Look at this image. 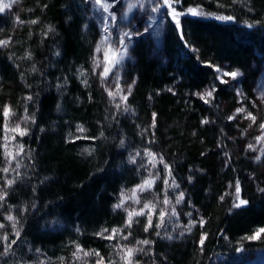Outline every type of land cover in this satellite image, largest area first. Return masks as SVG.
<instances>
[{
    "label": "trees",
    "instance_id": "obj_1",
    "mask_svg": "<svg viewBox=\"0 0 264 264\" xmlns=\"http://www.w3.org/2000/svg\"><path fill=\"white\" fill-rule=\"evenodd\" d=\"M83 1L22 0L13 17L0 16L3 39L12 38L8 47L0 48V110L5 104L11 106L16 115L9 126L20 123L28 130L8 145L23 144L17 158L21 177L8 190L0 210L7 214L12 206L11 214L19 216L20 238L8 255H0V264H19L20 256H26L31 247L39 249L36 258L49 263L66 260L76 245L85 252H99L104 264H109L119 257L116 246L129 247L141 240L151 242L142 252L147 264H224L239 254L238 249L246 253L260 248L247 237L264 228V192L260 191L264 168L255 165L256 152L247 150L254 135L245 134L246 123L228 119L238 97L216 81L213 67L227 63L239 70L244 78L239 93L250 96L248 80L256 77L251 58L255 53L264 55V0H181L179 10L199 5L205 15L235 19L220 21L209 15L195 19L188 14L179 29L170 23L154 42L134 40L123 70H118L125 83L120 87L132 85L128 111L120 99L110 100L105 87L102 92L93 73L97 36L85 22ZM17 16L38 23L17 24L13 20ZM4 20L10 23L5 25ZM48 26L54 31L45 37ZM186 34L190 42L200 45L201 54L192 52ZM29 51L32 59H23ZM110 77L108 88L114 90L115 77ZM84 79L87 84L81 82ZM212 88L210 103L197 97L196 93ZM28 96L33 99L26 100ZM25 109L34 116V123L18 119ZM78 125L86 131L77 132ZM0 132L1 137L2 112ZM146 150L163 156L171 166L170 179L179 185L174 191L184 193V206L195 216V223L183 221L174 241L153 238L155 226L144 236L142 223L130 230L127 240L122 239L125 235L116 241L106 239L99 233L126 227L127 210L114 208L121 193L127 195L149 178V172H158L160 178L143 199L154 204L164 199L167 172L160 163L151 168ZM133 156L135 163L130 162ZM4 163L0 147V168ZM9 175L15 177V173ZM237 181L240 198L248 201L239 208L233 207L238 203ZM162 207L161 202L158 212ZM201 234L206 235L203 247Z\"/></svg>",
    "mask_w": 264,
    "mask_h": 264
},
{
    "label": "rangeland",
    "instance_id": "obj_2",
    "mask_svg": "<svg viewBox=\"0 0 264 264\" xmlns=\"http://www.w3.org/2000/svg\"><path fill=\"white\" fill-rule=\"evenodd\" d=\"M106 2H108L111 7L109 9V13H103L102 10H98L97 6L94 5V3L91 2V0H89V2H85V0L82 3V8L86 14L85 17V22L87 23V27L89 28H94V30L96 31V41H95V48L97 45V42H99L103 36H107L108 37V44H111L113 47L115 48H120L121 51H124L125 48L127 49L126 55L123 59V61L121 62V64L118 66V70H123V66L127 61L128 58V52H129V48L131 46V44L133 43L134 40H148V41H153L157 40L156 38L160 35L163 34L167 29H169V24L172 23V25L176 26V21H174L171 16L167 15V8L165 7H159L158 10L156 12H152V8L154 6L157 5H162V0H106ZM22 3V0H19L18 3L14 4L11 11H6L5 13L0 14V16H2L1 18H3L5 15L8 17L5 18H9V17H13V15L16 13L15 10L18 9L19 5ZM129 5H132L131 8H129ZM178 11H180L177 8ZM114 14L116 16V20L115 22H113L109 16V14ZM105 16H109V19L107 21V28H108V32H104L103 29L105 27V22L103 20V17ZM187 17V15H183L181 17H179V21L182 22V19ZM191 18H195V19H200V18H205L208 19L210 18L207 15H203V16H191ZM14 21H16V18L13 19ZM3 21V19L1 20V22ZM5 22L3 24L7 25L10 23V20H4ZM148 28L147 31H145V28ZM186 29V27H184ZM129 33L130 35L128 37H124V33ZM139 33V34H137ZM123 38L125 40V44L123 46H121L120 44V39ZM186 40H188L189 44H191V48H192V52H194L196 55L201 54V49H200V45L197 44V42H193V41H189V38L186 34ZM0 39H3L2 34L0 33ZM155 44V43H154ZM5 48V47H3ZM156 48V45H155ZM96 57L103 61V52L101 53H95ZM254 57L251 58V66L252 68L256 69L254 72L252 71V73H256V77L250 78L248 80V93L250 94V96L248 98L246 97H242V95H237V93L240 90L241 84L244 81V78L241 75V72L239 70H236L234 68H230V66L227 63H221L218 64L216 66L213 67V70L215 72V77H216V81H218L221 85L230 87L231 89H233L236 92V95L238 97L237 99V107H244L246 109L247 112H251L254 116L257 117V122L255 124H252V121L249 119H245L244 118V114H235V111L233 110V115H236V119H240L243 122L246 123V130H245V134L246 135H254V137L251 139V143L255 144L257 151L256 154L257 155H261L262 159L261 161H256L255 165H257L258 167H262L264 168V153H261L259 151V149L261 147H264V141H262L261 143H256L255 137H257L258 135L261 134V130L259 129V123L260 122H264V103L261 102L260 97L262 95H264V55L257 57V53L253 54ZM257 57V58H256ZM94 67V65H93ZM219 68L221 69L220 72H217L216 69ZM96 73H99L100 71H102V68H96ZM238 71L240 73V75L235 79L232 80L230 77H224L222 74L223 72H235ZM99 77V84L101 87V90L103 92L104 87L108 88V85L111 84V77H109V79L107 81H102L100 76L98 74H96ZM224 80H228V83H221V79ZM131 80V79H130ZM132 82L130 81V84ZM120 84H125L124 83V79L120 78ZM127 86V84H126ZM132 86V85H131ZM128 87V86H127ZM112 89V88H111ZM198 97V96H197ZM120 99L118 96L116 97L115 100ZM200 99V98H199ZM214 97H211L210 100L213 101ZM201 100V99H200ZM203 101V100H202ZM204 102V101H203ZM255 105V106H253ZM11 120V119H10ZM261 120V121H260ZM16 120H13L12 123H16ZM233 122H236L235 119L233 120ZM252 124L251 127H249V125ZM15 125V124H14ZM13 125V126H14ZM22 127V125H21ZM2 132V131H1ZM0 132V135H1ZM5 135V132L2 134V136L0 137V145H2L4 143L3 137ZM9 135H12V133H9ZM247 138V136H244V141ZM243 141V142H244ZM12 142V141H11ZM244 147V146H243ZM1 149L4 151V149L1 147ZM9 150H13L14 148L10 147ZM4 157V156H3ZM4 167L6 166V163L3 164ZM11 174V172L9 173ZM9 174H4L1 172V177L7 175L8 178L11 177V175ZM3 181H0V184H2ZM170 189L167 190V192L169 193V200L172 201V203L166 207V210L168 212V215L165 216V224L163 227L161 228H155V237H159V238H164L169 241H174L175 240V232H177V230L180 228L181 224L183 223V221H193L194 220V215L190 214L188 212V209L184 206V200L181 201L180 204H176L175 203V198L176 196L180 193H175L174 191V187H169ZM151 190H145L143 192H139L137 193L138 197L140 198V203H134L132 200H127L124 207H122L123 209H127V210H132V209H136L139 210L140 208L143 207L144 203H148V200H144L143 196L146 194H150ZM127 195H131V192H129ZM152 201V200H150ZM161 200L157 199L156 201V205L159 208V205L161 204ZM158 208L152 210L151 214H152V221H153V226H155L156 223H158ZM163 208V207H162ZM175 208L176 210V215L172 216L171 215V211L172 209ZM161 209H159L160 211ZM145 212H149L148 209H145ZM16 213V212H15ZM6 215L5 212H3L2 210H0V222L2 223H7L8 224V228L6 227L3 230H0V235H3V233L6 231L9 233V239H14L15 236L11 235L12 229L9 225V222L5 221L3 219V216ZM13 215V214H12ZM17 218V221H19V216L17 215H13ZM128 218V217H127ZM126 218V221H127ZM145 220V222H144ZM147 220L148 217L147 215L144 216H138V217H134L133 219V223L132 226L130 228L125 227V228H120V235L114 237L111 240H118L119 237H121V235H125L127 237H129L130 235L128 234L130 232V230L137 226L139 224H143L142 232L144 233V236L147 237V235H145V233L147 234V232L144 230L145 226L147 224ZM193 225V224H192ZM18 228H19V222H18ZM183 228V226H182ZM181 228V229H182ZM150 229V228H149ZM107 233H111V231L107 232ZM128 235H127V234ZM157 233H159V235H157ZM124 237V236H122ZM169 237H171V239H169ZM179 238V237H178ZM123 239V238H122ZM127 240V239H125ZM251 240L253 242H256L257 244H259L258 246L261 248H255L252 247L250 248L248 251L242 252L244 250H240L238 249L239 254L234 257V259L230 260L229 262L225 261L223 262L224 264H264V234H261V238H257V239H248ZM167 242V241H165ZM144 248L145 245H141V244H137V242L133 243L132 245H130L129 247H120V246H116L117 251L120 253L119 257L117 259V261H110L111 264H125L124 260L121 258L122 253H121V248ZM0 250L1 252L3 251V244H0ZM76 251V246H74V248L71 250L69 257H67L66 260H61L60 261H55V260H51L49 263L48 260H44V259H40V258H36L37 254L39 252H37V249H34L31 247V249L29 250V252L26 254V256H20V263L19 264H96V260L98 259L95 255H91L88 257H83L82 253L81 255V259L77 260L73 257V253ZM36 252V253H35ZM143 251H138L134 254L133 256V264H147V262L145 260L144 255L142 254ZM35 253V254H34ZM30 255H34L33 258H30ZM65 261V263H64ZM56 262V263H55ZM2 264H7L5 262L2 261ZM16 264V263H13ZM221 264V263H220Z\"/></svg>",
    "mask_w": 264,
    "mask_h": 264
},
{
    "label": "snow or ice",
    "instance_id": "obj_3",
    "mask_svg": "<svg viewBox=\"0 0 264 264\" xmlns=\"http://www.w3.org/2000/svg\"><path fill=\"white\" fill-rule=\"evenodd\" d=\"M19 0H0V14L5 13L6 11H11L12 7L14 4L18 3ZM85 2H89V0H85ZM92 3H94L95 6H97L98 10H102L103 13H109V9L111 7V5L106 2V0H91ZM237 0H233V3H236ZM181 3V0H162V5H157L154 6L151 10L152 12H156L158 10L159 7H165L167 8V15L171 16V18L176 21V26L179 29L180 28V21H179V17L183 16V15H188L191 14L192 16H203L205 15V13L203 12L202 8H200L199 5L195 6V7H189L187 8L186 11L184 10H177V6ZM220 7H223V4L219 5ZM44 7H47V5H45ZM132 5H129V8H131ZM248 11L251 12L253 11V9L251 7L248 8ZM207 15L209 16H214L215 19L220 20V21H232L235 19L234 16L231 15H223V14H213V13H208ZM111 20L113 22H115L116 20V16L114 14H109ZM109 16H105L103 17V20L105 22V27L103 29L104 32H108V28H107V21L109 19ZM17 24H25V23H30V24H37L38 20H30V21H24L22 19H20L19 16L16 17V21ZM248 27H252V24H248ZM148 28H145V31H147ZM54 29L52 28V26H48L47 31L43 33V35L45 37H47L48 33L53 32ZM139 34V33H137ZM124 37H128L130 34L129 33H124L123 34ZM108 41V37L107 36H103L102 39L97 42L96 48H95V53H101L103 52V61L99 60L96 55H93V73L94 74H98L101 78L102 81H107L109 79L110 76H114L115 77V85H114V90L111 88H106L105 91L108 93V96L110 98V100H115L116 97L119 95L120 100L123 102L124 104V111H128L127 108V96L131 93V85H128V87L126 89H123L120 87V77L118 74V66L121 64V62L123 61L127 49L125 48L124 51H121L120 48H115L113 47L111 44L107 43ZM12 43V38L8 37L7 39H0V48L3 47H8L10 44ZM120 44L121 46H123L125 44V40L123 38L120 39ZM60 53L57 52L56 55H59ZM23 59L25 60H31L32 59V53L26 52L25 56L23 57ZM17 67H19V65H17ZM96 68H102V71H100L99 73H96ZM31 71L35 72L36 71V67L35 64L32 65ZM217 72H220L221 69L217 68L216 69ZM85 75L84 71L81 70L80 71V76L83 77ZM224 77H230L232 80H235L240 73L238 71L235 72H223L222 74ZM24 73L21 72V78H23ZM221 79V83H228V80H224L222 78ZM84 84H87V80L84 79L81 81ZM134 83V82H133ZM57 87H60V85H57ZM169 91H171V89H169ZM215 89H209L205 92H201V93H196V95L203 100L205 103H210V98L213 97V93H214ZM124 93V94H121ZM237 95H242V93H237ZM28 101H31L33 98L31 96H28L25 98ZM261 102L264 103V95H262L260 97ZM255 106V105H253ZM59 107V105L57 106ZM115 107L117 109L121 108V104L117 103L115 104ZM0 112H2L3 118H4V132L5 135L3 137L4 143L2 145H0V147H2L4 149L3 151V156L5 159V163L6 166L3 168H0V172L4 173V174H9L10 172L15 173V177L14 178H8L7 175L0 177V180L3 181L2 184H0V208L4 207V204L6 202V198L8 196V190L12 188V186L17 182L18 179H20L21 177V173L18 171V169L20 168V163L17 160V158L23 153L24 148H23V144H16L14 146V151L13 150H9V143L11 141H14L16 139V136H25L28 134V130L27 128H22L20 123H16L14 126L10 127L9 126V121L11 119V117L15 116V112L12 110L11 106L5 104L2 107V110H0ZM25 115L23 117H19L18 119H22L24 121H31V122H35L34 121V116L27 114V109H25ZM235 114H244V118L245 119H249L252 121V124H255L257 122V117L254 116L251 112H247L246 109L244 107H238L235 109ZM232 115L229 116L228 119L234 120L236 119V115ZM153 118H152V124L151 127H155L156 126V113L152 114ZM202 123H208L209 121L207 120H202ZM252 124L249 125V127L252 126ZM259 129L261 130V134L258 135L257 137H255L256 143H261L262 141H264V122H260L259 123ZM86 130L83 128L82 125H78L77 126V132L80 133H84ZM9 133H12L13 135H9ZM102 135V134H101ZM77 138H81V137H77ZM124 141H121V145H123ZM247 150L250 151H257L255 144L249 143L247 145ZM85 152H88L90 154V150L85 148L84 149ZM259 151L261 153H264V147H261L259 149ZM140 153H136V156H139ZM145 155L149 158L148 160V164L151 166V168H156L157 163L163 164L164 169L167 172V176L168 178H165L163 180V183L165 185V195H164V199L162 201V204L164 206H168L172 203L171 200H169L168 195H167V188L168 187H174V188H178L179 185L176 184L175 179H170L172 177V168L169 164L165 163L163 156H158L157 154L153 153L150 150H146L145 151ZM225 155H227V153H225ZM254 159L256 161H261L262 157L261 155H256L254 157ZM13 162H15V166L13 167ZM130 162L135 163L136 162V157H130ZM145 165H142V167H144ZM160 178L159 177V173H152L149 172V178L145 179L142 181V183L140 185H137L135 188H133L131 190V195H126L125 193H121V199L120 202L114 205V208L116 209H120L122 207H124L125 203L127 200H132L134 203H140V198L138 197L137 193L139 192H143L145 190H150L152 188V186L155 184L156 179ZM191 177H189V181L191 182ZM240 191H241V187H240V183L239 181H237L235 183V194H236V199L238 200V203L234 204L233 207L235 208H239L242 207L244 205H246L248 203V201L241 199L240 198ZM260 191L264 192V189H260ZM221 199H223V197H221ZM184 200V193L180 192L176 198H175V203L176 204H180L181 201ZM157 205L152 203L151 201H149L148 203H144L143 207L140 208L139 210L136 209H132V210H127V221H126V227L130 228L132 226L133 223V219L134 217H138V216H144L147 215L148 220H147V224L145 226V231L147 232L149 228L153 227V221H152V210L156 209ZM145 209H148L149 212H145ZM12 206H8L7 209V214L3 216V219L7 222H9V225L12 229L11 235L15 236L16 239H9V233L8 232H4L3 235H0V244H3V252L0 253V255H8L9 252L11 251L13 245H15L17 243V241L20 238V229L18 228V221L17 218L15 216H13L12 214ZM176 210L175 208L172 209L171 211V215L175 216ZM168 215V212L165 208H162L159 213H158V223L155 224L156 228H161L164 226L165 224V216ZM195 221L190 222V224H194ZM199 223L201 225H203V220L199 221ZM188 227V230L191 231V226L188 225L186 226ZM6 228V225L2 222H0V230H3ZM108 230L105 229L102 233H99V235L103 236L106 239H113L116 236L120 235V229H112L111 233L109 235H104V233H107ZM131 233H129L130 235ZM261 234H264V228H260L258 229L255 233H253L252 236L247 237V239H257V238H261ZM157 235H159V233H157ZM123 239H127V236L122 237ZM169 239H171V237H169ZM206 239V235L205 234H201V238L199 241V244L201 247H203L204 245V241ZM151 242L149 240H141V241H137V244H141V245H148ZM37 251H39V249H37ZM138 251H144V249L142 248H121V253L122 256L121 258L124 260L125 264H133V256L136 252ZM83 257H88L91 255H95L98 259L96 260V264H104V257L100 255L99 252H85L83 251V249L80 248L79 245H76V251L73 253V257L77 260H80L81 254ZM109 264H111V262H109Z\"/></svg>",
    "mask_w": 264,
    "mask_h": 264
},
{
    "label": "bare ground",
    "instance_id": "obj_4",
    "mask_svg": "<svg viewBox=\"0 0 264 264\" xmlns=\"http://www.w3.org/2000/svg\"><path fill=\"white\" fill-rule=\"evenodd\" d=\"M261 121V120H260ZM128 235V234H127ZM123 242V241H122Z\"/></svg>",
    "mask_w": 264,
    "mask_h": 264
},
{
    "label": "water",
    "instance_id": "obj_5",
    "mask_svg": "<svg viewBox=\"0 0 264 264\" xmlns=\"http://www.w3.org/2000/svg\"><path fill=\"white\" fill-rule=\"evenodd\" d=\"M190 16H192V15L190 14Z\"/></svg>",
    "mask_w": 264,
    "mask_h": 264
}]
</instances>
